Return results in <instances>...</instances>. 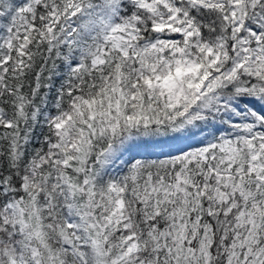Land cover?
<instances>
[{
    "label": "snow or ice",
    "instance_id": "obj_1",
    "mask_svg": "<svg viewBox=\"0 0 264 264\" xmlns=\"http://www.w3.org/2000/svg\"><path fill=\"white\" fill-rule=\"evenodd\" d=\"M0 264H264V0H0Z\"/></svg>",
    "mask_w": 264,
    "mask_h": 264
}]
</instances>
